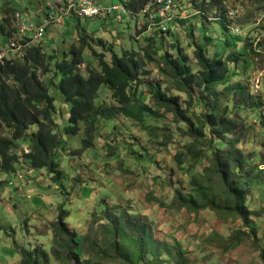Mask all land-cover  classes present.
<instances>
[{"label":"rangeland","instance_id":"obj_1","mask_svg":"<svg viewBox=\"0 0 264 264\" xmlns=\"http://www.w3.org/2000/svg\"><path fill=\"white\" fill-rule=\"evenodd\" d=\"M58 1L0 0V21L9 19L5 26L11 32H14L16 13L26 14L27 19L38 25L47 23L49 14L56 16L64 9ZM100 3L119 6L120 10L109 18L79 19L72 14L64 18L63 24L49 25L41 41L49 43L42 53L57 57L52 65L67 58L72 46L80 47L78 30L86 31L91 38L90 47L84 51L86 63L79 67L83 75L87 65L99 70L94 53L107 61H111L114 52L120 55L123 51L145 57L149 39L155 37L157 53L153 54L152 62L144 64L140 79L160 83L169 95L181 96L182 107L186 108L188 98L172 89L161 73L165 54L176 57L177 50L182 49L194 72L198 70L194 45H202L211 59L218 57L225 61L229 57L231 82L226 87L219 86L218 91L224 93L232 88V102L236 95L238 98L245 95L246 108L241 107L240 114L249 132L239 148L246 155L253 154L264 160V0H179L177 4L182 9L178 14L185 18L173 22L170 34L161 36L153 31L142 34L132 26L134 15L128 7L130 0H100ZM9 7L14 11L7 12ZM219 18L230 29L225 30ZM7 29L0 32V41L6 37L3 33ZM240 40L245 41L246 47L236 46L241 44ZM53 75L39 73L45 82ZM11 78L7 84L15 86ZM100 92L107 105H117L105 86ZM148 93L145 86L140 87L142 104L152 106L156 115H145L142 123L118 116L103 125L93 149L78 153L84 126L77 136L66 133L69 106L51 89V95L57 98L56 133L63 140L57 157L62 177L56 182L46 170L30 168L24 157L29 152L27 143L25 139L19 142L16 151L20 164L15 173L2 174L0 170V264H21L20 250L44 252L48 264H62L53 256L54 251L60 252L64 261L70 258L62 250V243H55L54 237L62 209L68 215L64 220L67 228L84 237V261L71 264H135L117 256L111 242L114 232L110 231V219L124 213L138 224L147 225L151 237L164 245L161 249L147 247L150 264L159 255H162V264H264V173L260 174V186L252 187L248 196L247 205L255 213L249 225L212 208L200 213L173 209L177 193L190 194L192 176L206 174L210 164L204 161L193 172L186 170L191 160L184 159L186 168L179 165L176 157L192 139L186 136V126L154 105ZM204 100L207 105L211 102L210 98ZM189 109L197 110L195 102ZM37 131L38 126H33L29 133ZM10 135L5 130L4 136ZM256 162L264 163L259 159ZM138 245L134 242L125 245V250L133 253L135 262L140 255Z\"/></svg>","mask_w":264,"mask_h":264},{"label":"trees","instance_id":"obj_2","mask_svg":"<svg viewBox=\"0 0 264 264\" xmlns=\"http://www.w3.org/2000/svg\"><path fill=\"white\" fill-rule=\"evenodd\" d=\"M148 2L149 0H133L128 7L137 12ZM10 8L7 12L14 11ZM218 20H221L225 30L229 28L222 18ZM9 21H0L1 32L7 29L5 23ZM157 34L164 35L159 32ZM167 34H170V31ZM77 35L80 47L72 46L68 57L55 65L52 64L57 61V57H46L42 53L43 48L32 47L25 56L7 61L0 72L2 174L15 173L16 166L20 164L16 150L19 148V142L25 139L29 152L25 153L24 157L30 168L46 170L56 182L61 179L57 157L63 147V140L62 136L56 133L58 124L54 116L57 98L51 95V89L54 88L62 97L63 103L69 106V126L66 133L77 136L84 126L82 148L77 151L82 153L93 149L100 138V129L106 122L123 116L142 123L145 115L157 114L152 106L146 103L144 105L140 100L143 94L139 95V89L145 86L154 105L165 113L172 114L177 123H183L186 126V136L192 139L185 146V151L177 155L179 165L185 167L187 161L184 159L191 160L189 167L185 168L193 172L196 166L202 165L204 161L210 164L205 170L206 174L192 176L190 194L181 191L177 193L173 209L200 213L212 208L217 213L239 218L249 225L255 213L247 205L248 196L252 187L260 186V174L264 173V163L258 164L256 160H264L253 154L246 155L239 148V143L247 138L249 132L247 123L240 114L241 107L246 108L245 95L242 94L241 98L236 95L235 101L232 102V88H227L224 93L218 91L219 86L226 87L231 82V59H211L202 45H194V59L198 68L194 72L189 58L183 54L182 49H178L179 47H175V50L178 49L176 57L165 54L161 73L172 89L188 98V107L183 108L181 96L169 95L160 83L140 79V72L145 69L144 64L152 62L153 54L157 53V38L149 39L150 45L145 51V57H138L131 51H123L120 55L114 52L111 61H107L102 55L94 53L98 57L99 70L87 65L86 75H83L79 67L86 63L84 51L90 47L91 38L86 31L78 30ZM240 41L241 44L236 46L246 47L245 41ZM39 73L44 76L51 73L54 75L45 82L40 79ZM9 77H12L15 86L7 84ZM103 86L112 92L116 106H109L102 100L104 91H100ZM239 90H242L241 87ZM204 98L211 99L209 105ZM238 100L241 101L240 104ZM192 102L197 106V110L193 112L189 109ZM33 126H38V131L29 133ZM5 130L11 132L8 138L4 136ZM115 156L118 158L117 154ZM67 216L66 211L62 209L54 237L55 243H62V250L65 249L70 258L64 261L62 254L55 251L53 256L62 264H71L72 261L82 263L85 258V250L82 247L84 237L77 236L73 231L71 233L64 222ZM129 216L124 213L120 217L116 215L110 219V231L114 232L111 240L112 246L115 247L114 252L130 263L150 264L147 259V247L161 249L164 245L151 237L147 225L138 224L137 220ZM125 238L129 240L125 241ZM133 242L139 244L140 255L136 262L133 253L125 250V245H131ZM20 253L21 264H48L44 252L20 250ZM162 260V255H159L158 259L151 263L162 264Z\"/></svg>","mask_w":264,"mask_h":264},{"label":"built area","instance_id":"obj_3","mask_svg":"<svg viewBox=\"0 0 264 264\" xmlns=\"http://www.w3.org/2000/svg\"><path fill=\"white\" fill-rule=\"evenodd\" d=\"M67 1V2H66ZM179 0H149V2L139 11L132 12L133 26L144 33L159 32L167 34L173 22L185 18L178 14L182 6L177 4ZM62 2V14H49L47 23L40 25L29 21L19 13H16L14 19V32L8 35L6 42H0V72L6 66L7 61L23 57L25 52L32 45H45L44 39L46 28L52 24H63L64 18L72 16L77 18H103L110 17L113 13L120 10L119 6H106L100 3V0H60ZM130 2H132L130 0ZM125 13H127L125 11ZM63 21L62 23L57 20ZM14 54V55H13Z\"/></svg>","mask_w":264,"mask_h":264},{"label":"clouds","instance_id":"obj_4","mask_svg":"<svg viewBox=\"0 0 264 264\" xmlns=\"http://www.w3.org/2000/svg\"><path fill=\"white\" fill-rule=\"evenodd\" d=\"M60 1V0H59ZM58 1V2H59ZM67 2V1H66ZM61 7H62V5H61ZM131 11V10H130ZM131 12H133V11H131ZM21 14V13H20ZM51 14H53V13H51ZM61 14H62V9H61ZM60 13L58 14V15H61ZM25 19H26V21L27 20H29V19H27V17H26V14L24 15V14H21ZM48 17V16H47ZM66 18H68V17H66ZM109 18V17H108ZM14 19H15V16H14ZM13 21V20H12ZM29 21H32V22H35L34 20H29ZM65 22V21H64ZM35 24H37L36 22H35ZM132 26H133V23H132ZM50 26H47V31H48V28H49ZM134 27V26H133ZM46 31V32H47ZM0 32H1V30H0ZM139 32H142V31H139ZM3 34H7L6 35V37L3 39V40H1L0 42H6V39H7V37H8V35H11V30L9 31L8 29H7V32L6 33H3ZM142 34H145L144 32H142ZM2 35V34H1ZM0 35V36H1ZM49 43H47V44H45V45H32L31 47H29L28 49H27V51L25 52V54L23 55V56H25L26 55V53L28 52V50L29 49H31L32 47H40V48H44L45 46H47ZM13 60V59H12ZM15 60V59H14Z\"/></svg>","mask_w":264,"mask_h":264}]
</instances>
